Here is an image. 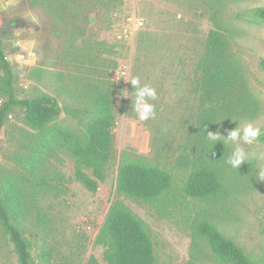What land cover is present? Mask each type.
<instances>
[{
	"label": "rangeland",
	"instance_id": "rangeland-1",
	"mask_svg": "<svg viewBox=\"0 0 264 264\" xmlns=\"http://www.w3.org/2000/svg\"><path fill=\"white\" fill-rule=\"evenodd\" d=\"M52 18L38 14L27 0H0V30L7 59L20 96L33 97L64 85L76 92L79 84L103 80L114 89L116 114V158L108 166L105 182L89 192L75 179L62 192L34 195L36 180L30 172V154L36 131L26 125L24 112H10L0 133V195L17 193L26 204L21 229L38 264L44 252L54 264H88L95 256L102 264L104 248L95 243L97 234L116 198V178L124 151L141 155L153 164L165 166L173 175L169 194L158 206L138 204L124 198L128 207L149 226L155 246L156 264H220L208 244L193 232L197 218L216 221L224 233L240 244L254 259L264 261V135L256 142L225 141L230 131L220 133L219 143L227 147L224 159V192L209 201L186 196L183 184L188 171L176 166L184 142L190 141V121L198 108L194 91L195 70L213 18L228 36L233 58L240 64L259 111L249 123L264 132V20L253 15L264 0H62ZM64 15L84 34L73 43L67 34H57ZM136 16L143 26L131 41L118 38L126 19ZM68 41V42H67ZM61 53L57 56V51ZM51 50V52H50ZM45 57H48L46 59ZM127 66L129 77L120 71ZM0 63V78L4 76ZM155 89L154 117L140 121L134 111L136 89L130 81ZM101 83V82H97ZM3 92H0V106ZM63 102L62 98H59ZM66 100V99H65ZM58 121L73 126L63 112ZM236 147L244 150L239 168L226 161ZM74 177V162L65 152L48 163ZM35 191V190H34ZM38 213L42 218L38 217ZM0 264H18L15 247L0 223Z\"/></svg>",
	"mask_w": 264,
	"mask_h": 264
},
{
	"label": "trees",
	"instance_id": "trees-1",
	"mask_svg": "<svg viewBox=\"0 0 264 264\" xmlns=\"http://www.w3.org/2000/svg\"><path fill=\"white\" fill-rule=\"evenodd\" d=\"M27 1L38 14L48 19L52 18L55 6L65 7L62 0ZM63 12L55 15L63 25L56 33L67 34L69 42L73 43L85 31L77 24L66 22ZM252 13L264 20L263 7L253 9ZM212 18L214 27L208 33L195 70L194 91L198 94V108L192 115L193 121L188 122L190 141L184 142L182 152L175 159L177 167L188 171L183 184L185 195L200 201L220 196L225 188L222 165L228 149L218 141L208 140V131H232L259 111L258 101L249 90L240 64L233 58L227 34L219 20ZM0 63L5 73L0 78V92H3L0 133L15 108L23 110L26 125L36 131L29 158L30 172L36 178L32 184L33 194L65 191L74 179L89 192H96L99 184L106 181L108 166L116 158L114 89L106 85L107 82L98 80L101 83L79 84L76 92L57 85L54 89L56 96L45 91L33 97L20 96L23 91L14 85L1 30ZM260 67L264 70V59L260 61ZM63 112L73 121V126L58 121ZM62 151L74 162V177L58 170L49 171L48 163L53 158L59 159ZM172 185L173 175L165 166L153 164L141 155L123 152L116 178V198L95 241L104 248L103 258L107 264H156L150 228L128 207L124 198L138 204L158 206ZM26 210V204L17 193L9 191L3 197L0 195V223L14 244L18 264H38L20 227L26 218ZM38 217L42 218V215L38 213ZM193 232L208 244L220 264H264V261L254 259L208 217L197 218ZM43 258V264H54L46 252ZM88 264L102 263L91 256Z\"/></svg>",
	"mask_w": 264,
	"mask_h": 264
},
{
	"label": "clouds",
	"instance_id": "clouds-1",
	"mask_svg": "<svg viewBox=\"0 0 264 264\" xmlns=\"http://www.w3.org/2000/svg\"><path fill=\"white\" fill-rule=\"evenodd\" d=\"M130 83L136 89L134 111L137 113L138 119L140 121H146L150 118H153L155 115L154 106L150 104L146 98L155 99L157 95L155 89L149 87L148 85L141 87L138 77L133 78ZM262 135H264V132H262L260 127H254L253 124L249 123L242 130L237 127L236 129L230 131L226 138H223L225 141L235 142L238 140H243V142L246 144H252L253 142H256ZM221 138L222 136L220 133H212L208 131L207 139L213 143L221 140ZM244 158V150L240 147H236L226 162L233 168H239L241 163L244 161ZM258 178L260 181H264V168L259 170Z\"/></svg>",
	"mask_w": 264,
	"mask_h": 264
},
{
	"label": "built area",
	"instance_id": "built-area-1",
	"mask_svg": "<svg viewBox=\"0 0 264 264\" xmlns=\"http://www.w3.org/2000/svg\"><path fill=\"white\" fill-rule=\"evenodd\" d=\"M142 19L134 16H130L126 19V27L119 33L118 38L124 41H131L136 30H139L143 26ZM130 70L127 66L120 71L121 76L129 77Z\"/></svg>",
	"mask_w": 264,
	"mask_h": 264
}]
</instances>
